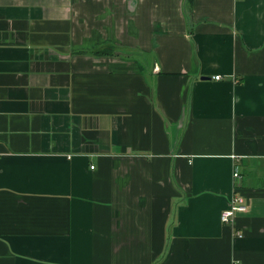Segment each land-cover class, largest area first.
Listing matches in <instances>:
<instances>
[{
    "label": "crops",
    "instance_id": "crops-1",
    "mask_svg": "<svg viewBox=\"0 0 264 264\" xmlns=\"http://www.w3.org/2000/svg\"><path fill=\"white\" fill-rule=\"evenodd\" d=\"M0 264H264V0H0Z\"/></svg>",
    "mask_w": 264,
    "mask_h": 264
},
{
    "label": "built area",
    "instance_id": "built-area-1",
    "mask_svg": "<svg viewBox=\"0 0 264 264\" xmlns=\"http://www.w3.org/2000/svg\"><path fill=\"white\" fill-rule=\"evenodd\" d=\"M214 78L220 79L221 75H216ZM233 175L236 180L241 179V174L238 170V167L235 168ZM235 188H237L236 185ZM248 207L249 202L247 198L236 189L231 198L230 207L225 209L221 214L222 222L225 224H232L234 216L237 214V212H245L248 210ZM238 236H242V233H238Z\"/></svg>",
    "mask_w": 264,
    "mask_h": 264
},
{
    "label": "water",
    "instance_id": "water-1",
    "mask_svg": "<svg viewBox=\"0 0 264 264\" xmlns=\"http://www.w3.org/2000/svg\"><path fill=\"white\" fill-rule=\"evenodd\" d=\"M202 78H207V77H202Z\"/></svg>",
    "mask_w": 264,
    "mask_h": 264
}]
</instances>
